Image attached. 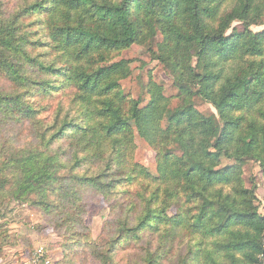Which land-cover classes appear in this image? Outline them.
Segmentation results:
<instances>
[{
	"label": "trees",
	"instance_id": "obj_1",
	"mask_svg": "<svg viewBox=\"0 0 264 264\" xmlns=\"http://www.w3.org/2000/svg\"><path fill=\"white\" fill-rule=\"evenodd\" d=\"M38 16L42 33L29 29ZM263 16L264 0H0V117L29 126L32 138L0 145L10 153L0 201L37 208L86 245L87 261L115 264L111 247L76 227L84 191L110 198L122 174L140 188L139 203L132 224L127 216L108 230L111 245L177 225L195 242L181 264H260L264 214L242 165L258 162L264 178V29L249 28ZM135 44L173 67L176 107L155 82L146 102L125 93L131 61L119 55ZM60 88L70 91L66 109L41 116ZM196 98L217 115L198 110ZM135 136L154 151L155 175L137 162L122 169ZM222 156L231 163L217 167Z\"/></svg>",
	"mask_w": 264,
	"mask_h": 264
},
{
	"label": "rangeland",
	"instance_id": "obj_2",
	"mask_svg": "<svg viewBox=\"0 0 264 264\" xmlns=\"http://www.w3.org/2000/svg\"><path fill=\"white\" fill-rule=\"evenodd\" d=\"M230 6L231 3L228 8ZM41 18L42 16H38L36 19L32 18L31 21H38ZM40 25L38 21L37 24L30 25L29 29L31 31L36 29L42 33ZM232 26L241 31L243 29L240 22H234ZM249 28L254 32L263 30L264 16L262 21L250 25ZM41 39H45L44 36ZM160 40L161 36L158 35L156 42ZM46 48L38 49V52L40 53L42 49L45 51ZM119 56L131 61V74L120 82L125 93L134 99L143 98V101L146 102L148 100L146 85L149 82H155L163 88L164 95L169 98V108L177 106V89L173 84L174 70L171 65H165L153 59L150 51L144 45L135 44L122 51ZM69 92L61 88L54 91V96L49 100L50 109L41 116L52 117L59 108L66 109ZM194 100L197 109L201 112L217 115L210 103L199 98ZM0 119L4 118L0 117ZM4 120H6L5 124L0 125V145L9 140L13 141L14 145L20 144V141L25 139L32 141L29 136V126L11 122L10 118ZM2 150L0 149V164L2 158L10 154L4 153ZM131 162L143 164L155 175V153L139 136H135L134 147L130 149V152L125 153L122 169H128ZM230 163V160L222 156L217 167ZM242 179L245 188L250 189L253 185L255 186L254 204L258 206V212L264 214V178L259 163L253 160L245 162L242 165ZM9 180L6 190L9 189L8 186L11 183V179ZM119 180L121 183L119 182L117 192L113 193L110 198H103L93 191H84L81 203L85 210L82 212L81 223L85 228L82 229L79 224L76 230L86 231L92 243L99 244L100 249L105 250L111 247L110 254H112L115 264H146L147 261L149 264H181L186 260L185 257L190 256L189 244L192 245L195 242L189 241L188 235L183 233L184 230H180L177 225L174 227L163 226L160 229L148 227L139 232V237L123 234L118 241L111 245V235L113 236V234L111 231L108 233V230L113 225L118 226L119 221H123L127 216H129V224H132L131 219L133 220L135 217L133 209L139 203L136 192H140V188L125 181L122 174L119 175ZM128 191L129 195L126 194ZM168 213L174 214L175 207H170ZM63 230L56 231L54 225L48 223L45 216L35 207L8 199L1 200L0 243L3 242L0 251V264H93L86 259L84 251L86 245L79 243L75 246L78 240L73 242L75 239H67L62 235L65 232ZM200 244V248L204 245L209 246L206 241L200 242ZM40 249H42V257L37 255ZM191 250L194 251L195 247L192 246ZM261 264H264L263 260H261Z\"/></svg>",
	"mask_w": 264,
	"mask_h": 264
},
{
	"label": "built area",
	"instance_id": "obj_3",
	"mask_svg": "<svg viewBox=\"0 0 264 264\" xmlns=\"http://www.w3.org/2000/svg\"><path fill=\"white\" fill-rule=\"evenodd\" d=\"M38 252H39V254L37 253V255H38L39 257H42V256H43V254H42V249L38 250ZM258 258H259V261H260V264H261V260L264 261V253L260 254V255L258 256Z\"/></svg>",
	"mask_w": 264,
	"mask_h": 264
}]
</instances>
